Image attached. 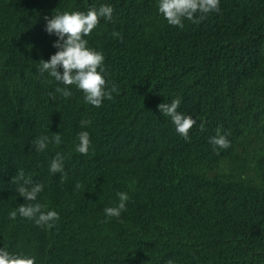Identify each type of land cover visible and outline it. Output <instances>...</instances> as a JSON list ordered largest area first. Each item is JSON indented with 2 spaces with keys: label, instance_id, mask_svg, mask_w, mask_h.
Masks as SVG:
<instances>
[{
  "label": "trees",
  "instance_id": "16d2710c",
  "mask_svg": "<svg viewBox=\"0 0 264 264\" xmlns=\"http://www.w3.org/2000/svg\"><path fill=\"white\" fill-rule=\"evenodd\" d=\"M105 3L113 19L85 39L119 91L93 107L73 85L70 97L55 91L64 85L37 64L56 51L45 16ZM173 98L196 119L188 140L157 108ZM82 119L87 154L74 148ZM217 128L230 144L214 151ZM51 132L61 143L35 151ZM57 152L63 180L48 172ZM18 171L42 184L52 227L9 219L26 202ZM117 191L129 201L106 218ZM0 247L34 264H264V0H220L183 27L157 0H0Z\"/></svg>",
  "mask_w": 264,
  "mask_h": 264
},
{
  "label": "clouds",
  "instance_id": "9594fccd",
  "mask_svg": "<svg viewBox=\"0 0 264 264\" xmlns=\"http://www.w3.org/2000/svg\"><path fill=\"white\" fill-rule=\"evenodd\" d=\"M220 0H157V11L166 20L167 24L183 27L185 20L196 22L203 14L219 11ZM113 7L110 3L100 4L98 7H89L86 11H62L52 13L50 17L45 16L44 31L55 39L52 47L56 51L48 59H40L37 71L54 79L59 85L55 91L64 97L72 95L69 85L75 86L82 92L83 102L93 107H99L103 100H110L113 93L119 91L118 87L106 81L104 54L101 50L89 46L85 39L98 25L101 18L106 21L113 19ZM113 36L118 33L113 32ZM181 103L180 98H173L170 102H162L157 105L163 116L169 117L174 125L175 131L185 140L190 139L189 130L196 124V119L181 111H178ZM89 123L80 120L81 130L77 133V142L74 144L75 151L87 154L91 145L90 134L86 130ZM204 128V123H200ZM49 135H41L31 141L35 151L45 150L49 144H60V132H51ZM227 133H222L220 128L216 134L209 137V144L214 151L229 147L230 141L226 138ZM48 172L51 175L60 174L64 179V157L57 152L48 163ZM15 183V191L23 197L25 203L18 204L8 211L9 219L14 220L17 215L33 221L37 226L45 228L52 227L58 219L55 210H42L43 205L37 200V195L42 191V184L33 183L30 178L25 177L23 171H18L12 178ZM79 182L74 184L73 190L79 189ZM116 203L105 206L103 213L106 218L119 217L126 208L129 195L124 191L115 193ZM35 257L20 255L10 252L5 247H0V264H34ZM167 264H172L169 260Z\"/></svg>",
  "mask_w": 264,
  "mask_h": 264
}]
</instances>
